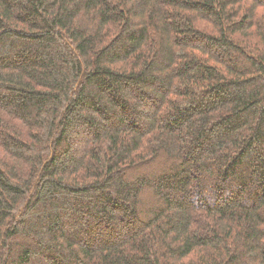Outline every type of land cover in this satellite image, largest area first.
Returning a JSON list of instances; mask_svg holds the SVG:
<instances>
[{"label": "trees", "instance_id": "16d2710c", "mask_svg": "<svg viewBox=\"0 0 264 264\" xmlns=\"http://www.w3.org/2000/svg\"><path fill=\"white\" fill-rule=\"evenodd\" d=\"M0 264H264V0H0Z\"/></svg>", "mask_w": 264, "mask_h": 264}]
</instances>
